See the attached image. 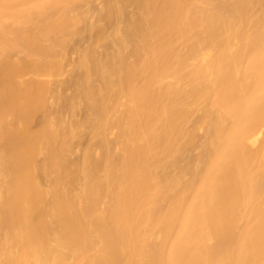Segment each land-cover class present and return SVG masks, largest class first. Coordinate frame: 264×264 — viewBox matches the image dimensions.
I'll list each match as a JSON object with an SVG mask.
<instances>
[{"label":"bare ground","instance_id":"bare-ground-1","mask_svg":"<svg viewBox=\"0 0 264 264\" xmlns=\"http://www.w3.org/2000/svg\"><path fill=\"white\" fill-rule=\"evenodd\" d=\"M0 264H264V0H0Z\"/></svg>","mask_w":264,"mask_h":264},{"label":"rangeland","instance_id":"rangeland-1","mask_svg":"<svg viewBox=\"0 0 264 264\" xmlns=\"http://www.w3.org/2000/svg\"><path fill=\"white\" fill-rule=\"evenodd\" d=\"M82 4H83V5L79 7V12L86 11V10H90V11H91L90 16H87V18H86L87 23H89L90 21H92V19L94 18V14L96 13V10H99V9L102 8V7H101V6H102L101 3H98L99 5L94 3V5H95V6H94L95 12H94V10H93V11L91 10V9L93 8V5H92V4H90V8H89V4H86V5H85L84 3H82ZM84 5H85V6H84ZM91 5H92V6H91ZM83 6H84L85 8L82 9V10H80ZM100 7H101V8H100ZM88 8H89V9H88ZM93 13H94V14H93ZM86 21H85V22H86ZM85 22H84V23H85ZM83 27H84V25H83ZM88 43H89L88 41H84V42H82V44H81L82 50H85L87 47H89L90 45H92V44H88ZM71 92H72V91H68L67 94H68V97H72V98H73L74 95H72V94H74V93L71 94ZM70 94H71V95H70ZM50 98H51V96L49 97V99H50ZM72 98H70V99H72ZM71 113H72V112H70V113H66V114H64V115H62V116H58V117H61L62 120H63V118H64V119H65V121L63 120L64 122H66V120H67L66 117H68V118H70V119H71V118L75 119V118L77 117V119H78V120L80 119V121H77V122H75V123H71L72 119H71V120L68 119V124L70 123L69 125H70V126H73V125H75V124L77 123L75 126H77V125L79 126V124H81V123H78V122H82V121H83V120H81V118H82V117H81V116H82L81 113H78V114L76 113L77 115H76V114H75V115L72 114L74 117L71 115ZM70 115H71V116H70ZM75 116H76V117H75ZM78 117H79V118H78ZM80 117H81V118H80ZM82 119H83V118H82ZM69 120H70V121H69ZM73 121H76V120H73ZM73 121H72V122H73ZM32 122L34 123V121H32ZM33 123H29V124H31V126L29 125V130H28V131H31V132H28L29 135H30L29 137H31V136L33 135V132H35L34 136H36L37 133H38L37 131H38L39 128L41 127V125H40L41 123L38 124L40 127L37 125L36 122H35L36 124H35V123L33 124ZM33 125H34V126H33ZM69 125H68V126H69ZM32 126H33V127H32ZM31 127H32V128H31ZM35 128H36V129H35ZM33 130H34V131H33ZM28 133H27V134H28ZM77 140H78V139H76V141H74V142H71L70 145H75V144L78 142ZM71 141H72V140H71ZM72 143H73V144H72ZM74 143H75V144H74ZM81 149H82V148H81ZM42 159H43V158L41 157L39 161H41ZM42 161H43V160H42Z\"/></svg>","mask_w":264,"mask_h":264}]
</instances>
